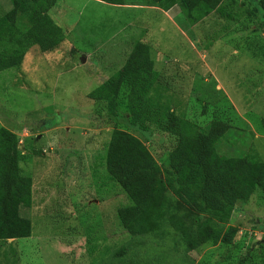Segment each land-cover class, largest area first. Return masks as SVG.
I'll use <instances>...</instances> for the list:
<instances>
[{
  "label": "rangeland",
  "instance_id": "obj_1",
  "mask_svg": "<svg viewBox=\"0 0 264 264\" xmlns=\"http://www.w3.org/2000/svg\"><path fill=\"white\" fill-rule=\"evenodd\" d=\"M14 2L0 0V18ZM258 2L223 0L198 21L180 4L181 17L166 21L152 14L148 24L139 17L140 0L121 6L56 0L47 15L63 34L58 48L31 46L19 68L0 72V148L11 133L18 173L31 183V205L18 211L30 223V237L0 240V264H43L38 251L53 252L55 264H264V190L256 187L225 223L187 207L169 187L175 186L169 164L174 140L167 127L172 115L189 124L190 134L225 123L229 129L214 143L216 154L264 164ZM10 41L3 30L0 46ZM138 42L149 47L160 84L139 101L131 96L132 80L124 79L113 116L109 99L95 91L128 73ZM138 109L145 131L129 122ZM115 132L138 140L160 169L162 193L136 222L138 235L119 220L118 211L133 201L107 171ZM181 229L190 236H180ZM221 232L232 235L230 244L221 242Z\"/></svg>",
  "mask_w": 264,
  "mask_h": 264
},
{
  "label": "trees",
  "instance_id": "obj_2",
  "mask_svg": "<svg viewBox=\"0 0 264 264\" xmlns=\"http://www.w3.org/2000/svg\"><path fill=\"white\" fill-rule=\"evenodd\" d=\"M97 1L121 6L129 0ZM140 1L143 5L164 11L183 4L198 21L215 10L223 0ZM55 4L56 0H15L13 9L0 18V36L5 29L11 36L8 45L0 46V72L19 68L31 46H39L42 52L58 48L63 34L47 15ZM258 5L264 18V0H259ZM23 18L27 20L26 24L22 23ZM27 26V32L20 31ZM128 61L130 64L125 76L124 72L119 73L95 91L104 93L109 99L113 116H117V95L124 79L132 80L130 93L139 101H143L148 92L160 84V75L154 70L148 46L138 42ZM142 104L146 106V103ZM136 112H140L139 109L130 114L129 122L145 131L147 127L139 122ZM167 125L174 140L169 164L171 174L175 176V186L170 184L169 187L187 207L225 223L236 205L247 200L256 187L264 190V164L255 163L250 158H225L216 154L213 145L228 131L227 124L215 122L207 134H190L189 124L178 121L172 115L168 117ZM5 139L0 148V240L25 239L30 237V223L19 218L18 211L31 205V183L18 173L15 137L5 133ZM107 171L133 201L131 207L118 211L119 220L130 234L138 235L136 222L151 212L155 193H162L160 169L138 140L115 132L110 143ZM178 233L184 238L190 236L185 229L178 230ZM231 241L232 235L223 232L221 242L230 244Z\"/></svg>",
  "mask_w": 264,
  "mask_h": 264
},
{
  "label": "crops",
  "instance_id": "obj_3",
  "mask_svg": "<svg viewBox=\"0 0 264 264\" xmlns=\"http://www.w3.org/2000/svg\"><path fill=\"white\" fill-rule=\"evenodd\" d=\"M95 1H97V0H95ZM140 6L141 7H139L138 9H142V11H144V12L141 14L139 13V17L141 16V21H144V23H148V24H150L152 22V20L150 19V16L152 14L158 16V18H162V20L165 19L166 21H168L167 19H169V20L173 21L176 18L181 17L180 15L184 11V10H181L180 4H177L173 7H171L168 11H164L160 8L150 7V6H146V5H140ZM150 20H151V22H150ZM179 31L184 34V31H182L181 29H179ZM148 33H152L151 30L148 31ZM150 56H151V54H150ZM25 239H29V237L25 238ZM17 240H19V239H17ZM17 240H11L10 243H14ZM38 253L41 254L42 256H44V258L41 260V263H43V264H55L56 263L55 255L51 254L53 252L38 251Z\"/></svg>",
  "mask_w": 264,
  "mask_h": 264
},
{
  "label": "water",
  "instance_id": "obj_4",
  "mask_svg": "<svg viewBox=\"0 0 264 264\" xmlns=\"http://www.w3.org/2000/svg\"><path fill=\"white\" fill-rule=\"evenodd\" d=\"M86 62V58L83 56L81 59V63H85Z\"/></svg>",
  "mask_w": 264,
  "mask_h": 264
}]
</instances>
